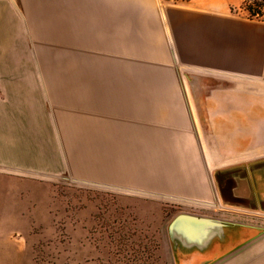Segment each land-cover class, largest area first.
I'll use <instances>...</instances> for the list:
<instances>
[{
    "label": "crops",
    "instance_id": "obj_1",
    "mask_svg": "<svg viewBox=\"0 0 264 264\" xmlns=\"http://www.w3.org/2000/svg\"><path fill=\"white\" fill-rule=\"evenodd\" d=\"M242 1L0 0V170L45 185L78 170L187 202L166 226L169 264H264V176L253 174L252 145L194 143L181 129L189 101L169 91L180 86L135 80L177 72V61L264 87V20L235 13ZM217 101L207 105L230 112L216 121L247 120L237 117L244 103Z\"/></svg>",
    "mask_w": 264,
    "mask_h": 264
},
{
    "label": "rangeland",
    "instance_id": "obj_2",
    "mask_svg": "<svg viewBox=\"0 0 264 264\" xmlns=\"http://www.w3.org/2000/svg\"><path fill=\"white\" fill-rule=\"evenodd\" d=\"M242 2L232 10L248 16ZM253 19L264 20V8L263 16ZM173 69L177 72L142 73L135 80L179 85L178 90L169 91L189 101L184 109L191 119L188 128L181 125L182 131L206 148L224 149L247 141L254 149L253 174L264 176L262 84L245 75L183 68L177 61ZM222 98L244 103L237 108V117L246 114L247 120L216 121L217 117L228 119L229 107L207 103ZM198 114L204 120H197ZM144 119L141 125L149 123ZM131 120L125 117V121ZM245 130L246 138L242 137ZM0 178L4 180L0 186V264H169L161 250L167 223L175 212L190 208L187 202L137 194L78 170L73 175L61 172L52 176L47 185L40 176L19 172L0 170Z\"/></svg>",
    "mask_w": 264,
    "mask_h": 264
},
{
    "label": "trees",
    "instance_id": "obj_3",
    "mask_svg": "<svg viewBox=\"0 0 264 264\" xmlns=\"http://www.w3.org/2000/svg\"><path fill=\"white\" fill-rule=\"evenodd\" d=\"M241 8L248 13L249 18L263 16L264 0H245Z\"/></svg>",
    "mask_w": 264,
    "mask_h": 264
}]
</instances>
